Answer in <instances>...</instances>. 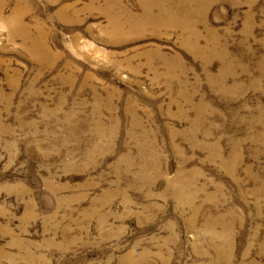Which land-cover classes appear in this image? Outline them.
<instances>
[{
    "label": "rangeland",
    "instance_id": "rangeland-1",
    "mask_svg": "<svg viewBox=\"0 0 264 264\" xmlns=\"http://www.w3.org/2000/svg\"><path fill=\"white\" fill-rule=\"evenodd\" d=\"M0 264H264V0H0Z\"/></svg>",
    "mask_w": 264,
    "mask_h": 264
}]
</instances>
